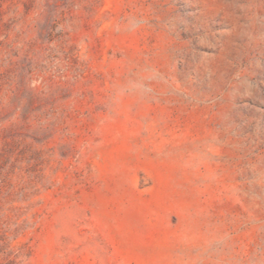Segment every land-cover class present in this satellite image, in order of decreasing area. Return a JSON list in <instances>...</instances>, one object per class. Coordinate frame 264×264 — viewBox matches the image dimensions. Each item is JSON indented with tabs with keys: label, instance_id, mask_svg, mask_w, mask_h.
I'll return each instance as SVG.
<instances>
[{
	"label": "rangeland",
	"instance_id": "374dc122",
	"mask_svg": "<svg viewBox=\"0 0 264 264\" xmlns=\"http://www.w3.org/2000/svg\"><path fill=\"white\" fill-rule=\"evenodd\" d=\"M0 264H264V0H0Z\"/></svg>",
	"mask_w": 264,
	"mask_h": 264
}]
</instances>
